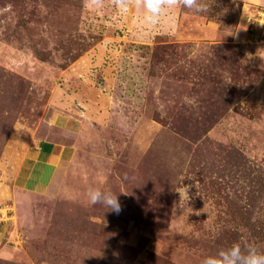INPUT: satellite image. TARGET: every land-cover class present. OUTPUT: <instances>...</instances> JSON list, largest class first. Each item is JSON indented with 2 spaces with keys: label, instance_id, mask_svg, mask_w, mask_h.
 <instances>
[{
  "label": "rangeland",
  "instance_id": "1",
  "mask_svg": "<svg viewBox=\"0 0 264 264\" xmlns=\"http://www.w3.org/2000/svg\"><path fill=\"white\" fill-rule=\"evenodd\" d=\"M207 2L151 26L141 0H0V264L264 250V0Z\"/></svg>",
  "mask_w": 264,
  "mask_h": 264
},
{
  "label": "clouds",
  "instance_id": "2",
  "mask_svg": "<svg viewBox=\"0 0 264 264\" xmlns=\"http://www.w3.org/2000/svg\"><path fill=\"white\" fill-rule=\"evenodd\" d=\"M179 2L184 8L191 9L197 14H208L211 10V4L207 0H179ZM118 3L122 10H127L126 0H118ZM176 3L177 0H141L140 7L143 9L144 22L151 26L157 25L166 10ZM185 100L189 104L195 103L194 98L186 97ZM85 195L91 205L101 204L117 214L122 210L116 192L89 186ZM201 264H264V250H261L254 240H246L203 257Z\"/></svg>",
  "mask_w": 264,
  "mask_h": 264
},
{
  "label": "crops",
  "instance_id": "3",
  "mask_svg": "<svg viewBox=\"0 0 264 264\" xmlns=\"http://www.w3.org/2000/svg\"><path fill=\"white\" fill-rule=\"evenodd\" d=\"M46 144L47 143H42V145L35 146L33 148H29L28 149L29 151L28 150L26 151L27 159L32 164V166L30 168H28V170H26V171H33L36 169H38V171H42V170L49 171L51 169L48 166V164L45 165L50 158L49 155L51 156V154H52L51 148H49V146ZM37 165H39V167ZM36 166H37V168H35ZM43 166L45 168H41Z\"/></svg>",
  "mask_w": 264,
  "mask_h": 264
}]
</instances>
